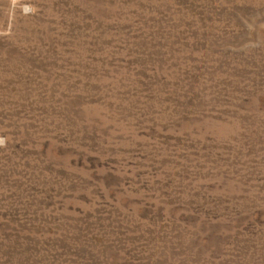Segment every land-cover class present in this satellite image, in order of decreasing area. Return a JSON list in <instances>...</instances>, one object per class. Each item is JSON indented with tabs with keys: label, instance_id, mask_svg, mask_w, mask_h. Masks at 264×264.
<instances>
[{
	"label": "rangeland",
	"instance_id": "374dc122",
	"mask_svg": "<svg viewBox=\"0 0 264 264\" xmlns=\"http://www.w3.org/2000/svg\"><path fill=\"white\" fill-rule=\"evenodd\" d=\"M0 264H264V0H0Z\"/></svg>",
	"mask_w": 264,
	"mask_h": 264
}]
</instances>
